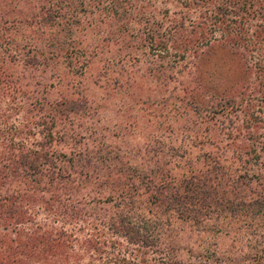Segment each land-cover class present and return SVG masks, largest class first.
<instances>
[{"label": "rangeland", "instance_id": "rangeland-1", "mask_svg": "<svg viewBox=\"0 0 264 264\" xmlns=\"http://www.w3.org/2000/svg\"><path fill=\"white\" fill-rule=\"evenodd\" d=\"M219 1L220 4H226L227 13L214 14L216 17L209 12L216 0H209L210 3L207 5L206 12L199 10L200 13L198 10L193 12L192 8L185 9L184 4H189L190 0H158V4L155 6L160 13L167 12V19L172 22L177 21L180 15L185 13L190 15V20L193 23L199 22L197 19L206 14L210 18L211 22L209 21L206 25L212 35L206 33L203 36L211 38L209 40L199 38L197 41L199 42L197 47L201 49L199 54L205 52L193 59L189 54V45L181 47V40L179 41L180 38L183 40L190 38L191 35L187 32L190 21L184 22L180 35L178 33L177 36L173 37L171 42H174L176 46L171 45L172 43L168 41V46H166L168 49H165V46L160 44L162 36H166L164 28L169 23L166 22L163 24L164 27L157 29L152 26L153 20H150L148 25L143 22L138 26L135 25L132 31L133 37H142L145 31L154 30L156 35H154L151 45L131 41L129 49L124 48L122 50L120 48L121 54L125 55L126 59L129 58L130 62L127 63L132 65L131 68H127L128 65H126V73L134 71L137 72L135 75L124 74L125 69L120 65L106 68L103 62L104 58H109V56L115 58L119 46L112 42L101 41L106 36L104 32L100 33V41H96L97 36L93 37L94 42L91 46L94 47V44L97 43L98 49H87L95 53L98 58L84 62L87 58L81 57L77 63L74 59H67L64 51L59 53L57 61L44 60L43 67L37 66L36 70L29 69L27 66L28 72L26 73L20 66L6 65L9 67V73L13 75V78L20 79L24 75L28 77L21 81L25 83V89L23 88L21 92L27 97L46 98L49 102L66 97L72 101H77L86 97L89 101L90 108L87 106L77 112L76 115L72 116L70 123H65L62 126L58 122L54 124L56 131L62 130L69 136H74V139L68 137L67 142L64 138L63 141L60 140V137L54 138L51 148L56 154L74 160L71 169H68L66 163L57 165L55 163L54 167V171L58 174V168H60V170L68 169L71 175L62 174L66 176V180L56 181L52 189L47 185V182L37 185L38 191L32 194L36 199V204L31 205L33 214L23 216L31 219L27 226L33 222V229L35 228L39 235L60 237L61 241L66 242L67 248H63V255L67 256L68 260L60 261L59 264H73L74 261L70 258V254L78 252L84 236L87 238V235L86 231L80 233L81 228L84 227L81 218L74 216L64 218V222L57 221L58 215L54 213L53 209L61 212L63 211L61 208L65 205H69V208L74 205L81 208L91 200L90 198L100 202L105 209V213H102L99 211L100 207L93 210L92 206L93 211H87L94 214L97 220L104 218L101 222L105 221V232L109 233V240L116 242L115 258L130 255L137 261L144 260L142 255L136 253L137 247L129 245L123 236L115 234L114 231L108 232L105 224L116 223L118 217L114 208L119 203L118 196L122 191L126 193L124 198L126 204L123 206L125 211L131 209V202H135L132 204L131 214L141 217L149 216L146 209L153 205L147 204V197H151L154 193L148 192L149 190L155 191V189L145 177L149 175L148 172L151 170H160L165 175H169V179H174L176 182L192 175L204 173L207 170L206 164L210 163L215 152L214 144L216 146L221 144L219 142L223 138L221 132L225 133L226 131H220L219 124L214 126L211 122L201 123L199 121L201 117L192 112L189 106L204 111V108H201L202 104H209L212 98L230 99L234 97L238 101L237 105L241 107V117L238 121L240 125L248 112L254 111L257 116L264 117L263 114H259L264 107L258 105V99L264 91V75L260 74V71H264V0ZM25 3H19V0L0 1V16L3 21L8 23L7 28L9 24L12 25L14 21L19 19V13H27L28 9ZM32 4L37 6L40 3L34 1ZM85 7L88 11L84 14L86 17L79 15L78 20L80 26L87 30L81 31L80 26L71 27L73 29L71 47L81 49V53L89 44L88 41L94 33L93 31L89 32L85 21L87 19L97 20L99 16L93 8ZM91 12L94 14L92 15ZM157 16L160 21L162 15L157 12ZM118 18L122 17L119 16ZM165 21L166 19L163 22ZM2 27L3 24L0 28ZM107 27L103 26V29H108ZM43 28V26L38 25L36 28H30L25 32L23 30L20 37L19 32L18 35L13 33V38L18 42L19 40H26L29 44L39 38L34 34L35 31H42ZM46 30L49 34L56 32L55 37L60 38L57 36V28ZM65 34L68 33H62L61 37ZM206 42H211L210 46L207 45L209 47L204 45ZM71 47H66V49L70 50ZM106 47L109 51L101 55L100 52L105 51ZM155 55H161L164 58L157 59ZM100 56L103 57L102 62ZM167 56H171L170 60H175L178 67L170 69L172 64ZM134 60L138 62L136 63ZM187 64L186 73L178 74L179 68L185 67ZM105 72L109 73L105 74ZM116 82L122 83L124 87L121 88ZM215 83L218 87L214 86ZM181 84L192 86L198 84L201 86V90L192 101L193 105L189 102L186 104V101L176 100L178 96L183 97ZM21 98L22 95L19 93V101ZM28 110V108H23L19 102V109L7 113V116L10 117L9 124L6 123L0 127V130H5L0 133H2L1 136L7 144H13L15 147H21L20 145L32 147L36 142H46L44 135L40 133L38 135V127L32 125L27 129L28 131H24L26 129L22 128L23 121L34 116V114L28 113ZM262 112L264 113V111ZM40 118L32 119V122L39 124ZM226 133L228 134V132ZM240 144L243 145L244 142ZM132 148L139 149L142 153L150 148H152L153 153H156L159 149L162 151L161 159L156 162L140 161L132 153H129ZM107 152L122 156L123 168L132 167L134 172L130 173L128 178L124 177L119 181L113 176L115 173L108 170L103 171L104 178L98 179L85 177L87 170L91 172L87 168L82 169V176L73 174V166L78 159L85 162L86 157L92 158L97 154L104 156ZM150 158L151 154L149 153L147 159ZM115 167L118 170L119 164H116ZM64 176L62 177L64 178ZM167 180L165 182L172 183ZM173 188L175 187L173 186ZM175 191L177 194L176 189ZM58 194L63 199L61 205L53 202L54 197ZM137 195L141 197L137 198ZM110 199L112 202L108 204V207H105L104 201ZM85 209L88 208L85 207ZM169 217L170 215L163 217V224L165 218L169 219ZM136 219L134 218V220ZM169 223L171 224L169 229L171 238H166V242L163 238L162 242L172 245L176 252L172 254L171 251L170 256L176 257L178 260L191 264H203L205 258L197 256H206V252H215L217 255L225 256L233 254L231 238L214 233V229L211 230L209 223L204 228H196L189 222L176 220H170ZM20 230L25 234H29L31 231L25 230L23 225L20 226ZM18 234L19 224L17 226L12 224L9 227L4 223L0 224V235H6L9 240H16ZM25 236L27 235L23 237ZM98 239L104 241L103 237ZM7 243L12 244L8 240ZM18 244L19 242L15 243V245ZM110 249L112 248L107 247L106 250ZM112 251L114 250L112 249ZM145 258L147 261H151L155 255L149 253ZM25 261L37 264L34 258ZM87 263L88 261L84 258L79 264Z\"/></svg>", "mask_w": 264, "mask_h": 264}, {"label": "trees", "instance_id": "trees-1", "mask_svg": "<svg viewBox=\"0 0 264 264\" xmlns=\"http://www.w3.org/2000/svg\"><path fill=\"white\" fill-rule=\"evenodd\" d=\"M34 1H38L40 4L33 6L32 2ZM242 1L246 2V0ZM24 2H26L25 5L28 9L27 13H19V19L14 21V24H9L8 28V23L3 21L0 16V26L3 24V27L0 28V127L6 123L9 124L10 117L7 116V113L19 109L20 102L23 108L29 109L28 113L34 114L33 117L23 121L22 128L26 129L24 131H28L27 129L32 125L38 127V135H44L46 142H36L32 147L23 145L15 147L13 144H7L1 136L2 133H0V224L4 223L8 227L12 224L15 226L19 224V234L16 240H9L6 235H0V264H31V262L25 261L31 258H34L37 264H59L60 261L68 260V257L63 255V248H67L66 242L61 241L60 237L39 235L35 228L33 229V222L27 226L31 219L23 216L33 214L31 205L36 204V199L32 194L38 191L37 185L47 182V185L52 189L56 181L66 180V176L62 174L71 175L68 169L72 168L74 160L56 154L51 148L54 138L60 137L61 141L64 138L67 142L68 137L74 139V136H69L62 130L56 131L54 124L58 122L62 126L65 123H70L73 115H76L83 108L89 107V101L86 97L77 101H72L66 97L61 100H54V102H49L46 98L27 97L21 92L25 86V83L21 81L28 77L24 75L20 79L13 78V75L9 73V67L6 65L20 66L26 73L28 72L27 66L29 69L36 70L37 66L43 67L44 60L57 61L59 53L64 51L67 59H74L77 63L81 57L87 58L84 62L98 58L95 53L87 49H98L97 43L94 44V47L91 46L94 42L93 37L97 36L96 41H100V33L104 32L106 36L101 41L112 42L119 48L115 58L109 56L103 61V57L100 56V61L104 62L106 68L116 65L122 66L123 69L126 68V65H128L127 68H131L132 65L127 63L130 62L129 58L126 59V56L121 54L120 48L122 50L124 48L129 49L131 41L151 45L154 35H156L154 30L145 31L142 37H133L132 31L135 25L138 26L141 22L148 25L150 20H153L152 26L157 29L164 27V23H169L164 28L166 36H162L160 44L165 46V49H168L166 47L168 41L171 42L178 33L180 35L184 22L190 21V26L187 29L191 35L190 38L188 40L180 38L179 41L181 40V47L189 45V54L193 59L205 52L199 54L201 49L197 47L199 44L197 41L201 37L206 40L211 38L203 36L206 33L211 34L206 25L211 20L206 14L197 19L199 22L193 23L190 20V15L185 13L180 15L177 21L172 22L167 19V12L160 13L156 9L158 0H19V3ZM209 3V0H190V3L184 4V7L185 9L192 8L193 12H197V10L206 12ZM225 5L216 0L209 12L213 15L227 13ZM85 6L93 8L99 16L97 20L87 19L85 21L89 32L93 31L94 33L88 41L89 44L81 53V49L71 47V35L73 33L71 27L80 26L79 15L88 12ZM157 12L162 15L160 21ZM91 14L94 13L91 12ZM119 16L122 18H118ZM214 17L216 16L214 15ZM165 19L166 21L163 22ZM38 25L44 27L42 31H35L36 33H34L39 38L29 44L26 40H19V42L14 40L13 33L16 35L19 32L20 37L23 30L25 32L30 28H36ZM103 26H108V29H103ZM52 28H57V36L60 38L55 37L56 32L49 34L46 30ZM86 30L85 27H81V31ZM62 33L68 34L61 37ZM171 43V45L176 46L174 42ZM210 43L206 42L204 45L209 47ZM66 47H71V49L68 50ZM103 51L100 52L101 55L106 54L109 50L107 48ZM160 56L155 55L157 59L164 58ZM167 58L170 60L171 56H167ZM134 61L138 62L137 60ZM170 62L172 64L170 69L178 67L175 60H170ZM179 69L178 74L186 73L188 64ZM107 73L109 72H105V74ZM127 73L135 75L137 72L129 71ZM127 73L125 69L124 74ZM260 74L264 75V71H260ZM116 84L121 88L124 87L122 83L116 82ZM181 85L183 97L178 96L176 100L186 101V104L192 103L195 95L201 90V86L198 84L195 86ZM214 86L217 84L215 83ZM19 93L22 95L21 101H19ZM210 100L209 104H202L201 108H204V111L189 106L192 112L201 117L199 119L201 123L211 122L214 126L219 124L220 131L228 132V134L221 132L223 137L219 140L221 144L218 146L214 144L215 152L210 163L206 164L207 170L178 182L169 179V175H165L160 170H151L148 172L149 175L145 177L155 189V191L149 190L148 192L155 194L147 197V204L153 205L146 209L149 216L132 215V204L135 202H131V209L125 211L123 206L126 204L124 202L126 193L122 191L118 196L119 203L114 208L118 217L116 223L105 224L108 232L114 231L115 234L123 236L129 245L137 247L136 253L142 255L144 260L137 261L130 255L115 258L116 242L109 240V233H106L104 229L105 221L101 222L104 218L97 220L94 214L87 211H93L100 207L99 211L105 213V209L100 202L89 197L91 200L81 208H77L73 204L74 206L71 208L69 205L63 206L61 212L53 209L54 213L58 215L57 221L64 222V218L74 216L83 221L84 227L81 228L80 233L86 231L87 238L84 236L77 253L70 254V258L74 261L73 264H79L84 258L88 261L87 264H191L170 256L171 251L172 254L176 252L170 243H165L166 238H171L170 220L189 222L196 228H204L209 223L211 230L214 229V233L231 238L233 254L225 256L217 255L215 252H206V256H197L205 258L203 264H264V117L257 116L254 111L248 112L249 114L247 113V116L243 117L240 125L238 121L241 117V107L237 105L238 101L234 97L230 99L212 98ZM258 105L264 107V91L258 99ZM262 111L264 109L259 114L264 115ZM37 117H41L39 124L32 122V119ZM4 131V129L0 130V132ZM65 142L64 145H66ZM241 142L244 144L241 145ZM112 153L107 152L104 156L97 154L92 158L86 157L85 162L78 159L73 166V174L82 176V169L87 168L91 172L87 170L85 177L92 179L104 178V170L114 172L115 175L113 176L117 181L124 177L128 178L134 170L128 166L123 168V157L116 154L112 155ZM129 153H132L140 161L156 162L160 161L162 151L158 149L156 153H153L152 148H150L142 153L141 150L132 148ZM149 153L151 158L147 159ZM55 163L56 165L66 163L68 169L60 170L58 168V174L54 171ZM116 164H119L118 170H116ZM167 178L172 183H169ZM140 197L137 195V198ZM131 199L133 198L131 197ZM62 201L60 194L53 199V202L58 203V205H61ZM111 202V199L105 200V207H108ZM84 209L85 212H83ZM167 215L170 217L169 219L165 218L163 224V217ZM134 218L137 219L134 220ZM22 225L25 230H31L29 234L20 230ZM17 230L18 228L16 232ZM24 235L27 236L23 237ZM101 237L104 238V241L98 239ZM163 238H165V242H162ZM6 239L12 244H8ZM17 242L19 244L15 245ZM107 247H111L114 251L112 249L106 250ZM149 253L155 255L151 261H147L145 258ZM99 255L101 257H98Z\"/></svg>", "mask_w": 264, "mask_h": 264}]
</instances>
